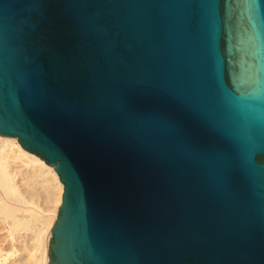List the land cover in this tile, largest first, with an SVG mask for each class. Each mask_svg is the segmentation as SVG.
<instances>
[{
    "label": "water",
    "instance_id": "obj_1",
    "mask_svg": "<svg viewBox=\"0 0 264 264\" xmlns=\"http://www.w3.org/2000/svg\"><path fill=\"white\" fill-rule=\"evenodd\" d=\"M0 135L50 264H264V0H0Z\"/></svg>",
    "mask_w": 264,
    "mask_h": 264
},
{
    "label": "bare ground",
    "instance_id": "obj_2",
    "mask_svg": "<svg viewBox=\"0 0 264 264\" xmlns=\"http://www.w3.org/2000/svg\"><path fill=\"white\" fill-rule=\"evenodd\" d=\"M63 194L55 168L0 135V264H50Z\"/></svg>",
    "mask_w": 264,
    "mask_h": 264
}]
</instances>
